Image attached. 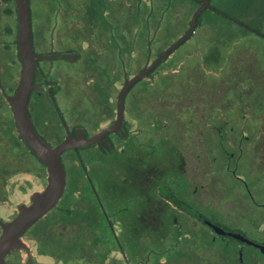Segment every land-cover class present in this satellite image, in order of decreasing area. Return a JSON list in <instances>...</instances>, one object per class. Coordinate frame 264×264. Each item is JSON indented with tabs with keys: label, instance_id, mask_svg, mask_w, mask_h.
<instances>
[{
	"label": "rangeland",
	"instance_id": "obj_1",
	"mask_svg": "<svg viewBox=\"0 0 264 264\" xmlns=\"http://www.w3.org/2000/svg\"><path fill=\"white\" fill-rule=\"evenodd\" d=\"M93 1L95 17L90 19L84 0H32L35 16H42L47 41L51 30L55 29L56 36L71 42L68 47L80 51L77 76L80 93L75 99L78 107L83 105L85 95L89 97V84L94 77L99 85L111 81L116 100V92L124 82L118 48H123L129 76L135 75L146 63L149 41L153 61L185 34L200 6L192 0ZM229 1L212 0V4L229 13H239L243 1L232 0L236 5L232 7L234 10ZM9 7L0 0L2 44L17 37L16 14L15 11L8 13ZM251 26L258 28L255 23ZM227 29L235 31L237 36L226 35L223 40L227 45L222 48L220 62L206 65L205 56ZM259 29L261 34L252 31L240 35L241 25L207 10L195 33L174 50L152 76L139 81L127 98L133 128L143 127V135L136 143L154 144L160 153L161 165L164 164L160 181L172 184L174 180L176 196L203 212L220 213L229 219L247 213L248 218L255 217L253 212L257 213L258 209L250 201V193L258 200L264 199V28ZM37 47L41 51L48 48L49 43ZM1 54L3 58L5 52ZM65 68L61 65L58 69L62 72ZM153 123L159 128L155 125L152 129ZM202 127L206 138L202 136ZM172 144L177 147L173 164L172 157L165 159L172 156ZM202 144L206 150H202ZM28 160L18 149L15 154L9 153L5 152L3 143L0 145V169L22 170L28 166ZM81 163L88 168L105 164L90 149L82 151L78 157L67 155L69 185L85 182L78 167ZM31 164L34 172L35 166L41 167L34 156ZM187 183L189 187H185ZM246 234L258 241L264 237V233L259 232ZM73 239L65 236V258L71 260L69 264H88V259H77L70 245ZM84 239V253L88 254V237ZM235 243L239 242L232 240L226 244ZM22 256L25 258L24 254Z\"/></svg>",
	"mask_w": 264,
	"mask_h": 264
},
{
	"label": "flooded vegetation",
	"instance_id": "obj_2",
	"mask_svg": "<svg viewBox=\"0 0 264 264\" xmlns=\"http://www.w3.org/2000/svg\"><path fill=\"white\" fill-rule=\"evenodd\" d=\"M84 1L88 16L93 19L94 1ZM4 3L11 6L14 0L13 3L4 0ZM30 6L33 48L36 54L45 56L36 64L35 89L27 103L33 127L39 137L52 147L68 137L77 139L81 135L84 139L94 138L117 120L119 93L126 79L134 76L130 77L126 69L123 48L117 47L124 82L116 92V100L111 81L99 85L95 83L93 75L94 81L89 84L88 90L90 95H85L83 105L78 107L75 99L80 93L77 80L81 65L80 51L68 47L67 44L71 42L56 36L55 29L51 30L47 41L42 16H35L32 0ZM16 39L4 44L0 40V145L3 143L5 152L9 153L15 154L18 149L21 156L28 157L29 164L18 171H11L10 167L0 169L2 222L14 219L20 206L29 205L34 194L42 191L48 180L46 166L19 138L8 98L15 94L21 76V58ZM46 43H49V47L39 51L37 46ZM151 43L150 40L143 68L160 55L152 61ZM2 52H5L3 58ZM160 64L145 78L152 76ZM61 65L66 67L62 72L58 69ZM104 71L107 74V70ZM64 76L67 77L63 80ZM136 84L125 97L120 129L105 134L102 141L63 153L67 178L64 193L55 207L21 236L27 247L11 250L6 255L8 264H69L71 260L65 258V236L74 237L70 245L75 249L77 259H88V264H264V250L261 248H264V237L258 241L246 234L264 233V199L258 200L250 193L249 199L258 209L257 213L253 212L252 216L255 217L248 218L247 213L229 219L220 213L203 212L176 196L174 180L172 184L160 181L164 164L161 165L163 161L155 145L136 143L143 135V127L133 128L134 122L129 118L127 107V98ZM152 125V129L155 125L159 128L156 123ZM202 130V136L206 138L204 127ZM202 147V150H206L205 144ZM88 149L93 155L101 157L105 164L96 168L79 164V170L86 180L84 183L76 182L80 184L77 187L73 186L76 184L74 182L69 185L65 157L70 154L78 157ZM176 150L177 147L172 144V156L165 158L169 160L172 157V164ZM33 156L41 163L40 168L35 166V172L31 164ZM181 158L184 159L182 153ZM219 229L240 234L252 243L221 234ZM86 237L90 247L88 254L84 253ZM232 240L239 243L226 244Z\"/></svg>",
	"mask_w": 264,
	"mask_h": 264
},
{
	"label": "water",
	"instance_id": "obj_3",
	"mask_svg": "<svg viewBox=\"0 0 264 264\" xmlns=\"http://www.w3.org/2000/svg\"><path fill=\"white\" fill-rule=\"evenodd\" d=\"M14 4L18 27L15 44L18 46L21 58V76L15 94L8 98L13 109L14 121L19 132V138L27 143L36 157L46 166L48 180L46 187L42 191L34 194L32 202L29 205L20 206L19 213L14 219L9 222H2L0 220L2 226V232L0 234V264H8L6 255L11 250L27 247L22 241L21 236L53 209L62 197L67 180L64 163L62 161L63 153L70 149L78 150L80 147H87L97 141H102L105 134L115 132L121 128L124 117L125 97L130 88L145 78L195 33L198 18L210 7L211 0H203L193 14L189 28L185 34L164 50L150 65H146L136 75L126 79L118 97V117L112 126L94 138L84 139L81 135H78L77 139L68 137L54 147L45 143L36 133L27 109L28 98L35 89L33 81L36 64L38 60L45 58L42 54H36L33 48L30 0H14ZM219 231L221 234H228L234 238L252 243L240 234L222 229H219ZM261 248L264 250L263 247Z\"/></svg>",
	"mask_w": 264,
	"mask_h": 264
},
{
	"label": "trees",
	"instance_id": "obj_4",
	"mask_svg": "<svg viewBox=\"0 0 264 264\" xmlns=\"http://www.w3.org/2000/svg\"><path fill=\"white\" fill-rule=\"evenodd\" d=\"M8 1H11L13 3V0H8ZM192 1L198 5H201V3L203 2V0H192ZM242 1L243 2H241V10L239 11V13L233 14V13H229L227 11L221 10L216 5L212 4V0H211L210 7L207 8L204 12H206L207 10L214 11L220 16L225 17L228 21H230V23L241 25L242 30L239 33L240 35H247L249 32H252V31L258 34H261L262 32L259 28H264V0H242ZM229 3H230L229 5L231 8L233 6H235L236 8L234 1L230 0ZM239 5H240V2H239ZM14 11H15V6L14 4H12L11 7H9L8 9V13H12ZM202 14L198 18L196 28L201 24ZM251 23L257 24L258 28L253 29L251 26ZM226 35H228L229 38H233L237 36L235 31L227 29L225 35H223L222 38H220V40H218L215 43V45L212 46V48L209 50L208 55L205 56L206 65L211 66V65H215L216 63L220 62L221 58L223 57L222 48L226 47L227 45V42L223 40Z\"/></svg>",
	"mask_w": 264,
	"mask_h": 264
}]
</instances>
